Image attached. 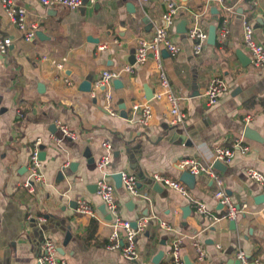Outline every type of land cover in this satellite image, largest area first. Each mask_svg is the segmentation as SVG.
I'll list each match as a JSON object with an SVG mask.
<instances>
[{"label": "crops", "instance_id": "crops-1", "mask_svg": "<svg viewBox=\"0 0 264 264\" xmlns=\"http://www.w3.org/2000/svg\"><path fill=\"white\" fill-rule=\"evenodd\" d=\"M176 1L180 10L169 35L180 51L172 56L163 50L161 63L181 98L186 115L181 125L171 124L165 102L147 100V91L154 95L159 86L155 59L150 56L144 64H136L135 59L136 39L152 38L164 24L162 0H100L77 11L45 7L37 0H16L28 9L37 31L43 32V38L36 34L32 41L24 39L0 3V37L12 40L5 53L0 51V264H38L44 237L57 243L58 255L67 264H155L156 255L164 251L162 263L169 260L179 237H183L185 264H240L238 251L264 261V203L256 201L264 195V185L248 175L253 169L264 176V67L253 66L242 28L244 19L251 21L256 39L264 44V0L258 1V9L253 0ZM130 5L135 13L129 11ZM195 15L207 33L211 25H217L216 44H206L200 54L194 53L188 37ZM224 18L229 33L223 38ZM183 20L188 21L185 34L178 31ZM103 44L106 47L99 49ZM133 58L134 64L130 63ZM53 61H65L64 74L57 72ZM126 65L134 66L133 72H122L110 85L117 112L111 115L105 108L104 90L96 88V81L103 71L119 72ZM214 77L222 78L227 90L216 105L207 106L204 93ZM116 80L121 87L114 84ZM84 81L91 83L90 92L81 89ZM143 101L153 108L147 126L135 121L132 113V105ZM123 106L127 118L122 115ZM57 122L74 131L77 139L53 141V135L62 137ZM247 127L262 141L246 138ZM239 137L245 138L251 150H237L226 170H217L233 202L247 206L236 220L214 221L212 217L224 208L215 198L214 182L205 174L196 176L193 190L187 187V196L164 186L161 193L153 190L154 175L180 180L177 164L181 159L198 157L212 163L215 146L232 147ZM37 139L42 141L40 152L46 155L42 161L45 180L34 183L30 192L25 182ZM105 141L112 147L107 174H135L143 195L134 197L124 187L116 188L122 218L150 220L137 237L138 256L133 261L120 250L108 248L113 228L99 210L104 204L94 187L102 177L97 164L105 155ZM72 163H77L75 170ZM62 169L65 181L58 186ZM80 199L95 208L97 217L77 211ZM197 202L206 206L209 215L197 211ZM186 207L191 208L187 216ZM161 221L173 230L162 229ZM196 245L205 252L203 262Z\"/></svg>", "mask_w": 264, "mask_h": 264}, {"label": "built area", "instance_id": "built-area-1", "mask_svg": "<svg viewBox=\"0 0 264 264\" xmlns=\"http://www.w3.org/2000/svg\"><path fill=\"white\" fill-rule=\"evenodd\" d=\"M45 7H65L72 11H77L84 6L85 0H37ZM100 0H87V4L94 5ZM147 3L151 0H141ZM223 2V0H219ZM259 0H253V6L258 9ZM165 11L163 14V26L159 27L154 36L150 39L137 38V48L135 53L136 64H144L150 56H152L157 63V75L159 79V86L153 95L156 101H163L167 105L168 113L170 115V122L172 125H181L185 122L186 115L181 110V98L174 92L171 83L162 67V51H167L172 56L179 54V47L172 41L169 35V29L175 24L177 15L179 14L180 7L176 0H162ZM2 8L9 21L16 25L22 31L23 37L26 41H32L36 37L38 24L29 19V11L25 6L17 4L16 0H0ZM225 10H231L225 6ZM196 20L188 29V37L193 42V51L195 54H200L207 44L208 33L199 25V16L195 15ZM263 26H264V13H263ZM228 20L224 18L222 21L221 37H226L229 33ZM243 28V42L251 56V61L254 67H264V44L259 42L255 37V29L253 23L247 19L242 22ZM12 45L10 38L0 37V51L5 53ZM106 44L100 45L99 49H104ZM59 74H64L65 61H53ZM134 66L126 65L122 71L112 72L105 70L101 73L96 81V88L103 89L105 93V108L111 115H116L117 112L113 106V96L110 90V85L113 80L119 77L122 72H133ZM65 82L71 84L67 77L64 78ZM227 90L225 81L220 77H214L204 93V100L207 106L216 105L222 95ZM133 118L143 126L149 125L153 118V108L150 102L143 101L134 103L132 105ZM250 118L247 117L246 121ZM57 127L62 135L58 137L53 135L52 139L56 143H60L63 138L70 140L77 139V134L70 130L66 125L57 122ZM42 145L41 139H37L34 148L31 151L29 160V179L25 182V187L33 192L34 183H43L45 177L42 173V161L39 157L40 146ZM105 155L101 157L97 166L102 174L96 185V194L105 205L107 212L111 216V226L113 232L109 239V249L120 250L125 258L128 260H135L138 256L137 237L145 231L150 223L149 219H142L137 221V227L133 228L130 220L122 218L120 214V205L116 196V186L112 179L111 174H107L106 167L109 165L112 155V147L108 141L103 143ZM241 150L247 153L251 150L250 146L245 143L244 137H239L235 140L232 147L217 145L214 148V162L205 163L198 157H188L181 159L177 167L181 172H189L195 176L205 174L209 176L215 184L216 192L215 198L221 203L224 210L218 216H213L214 221L221 220H236L240 213L246 212L247 206H239L235 204L232 198L226 193L224 181L218 171L214 168L215 161H220L224 165L232 163L236 151ZM264 162V160H263ZM248 175L251 179L258 181L264 185V176L253 169L248 170ZM123 187L128 193L134 197L143 196L138 187V178L135 174L129 172H122ZM154 180L164 187L173 189L182 195H188L187 186L180 180H172L165 176L154 175ZM197 211L201 215H209L206 206L203 203H196ZM77 211L89 217H97L95 208L85 199L77 201ZM32 217L29 216L28 219ZM40 222H45L43 217L38 218ZM160 226L166 231H172V226L161 221ZM183 237L177 238L172 245L169 260L160 264H185L182 254ZM199 255V261L203 262L205 259V252L202 247L196 245ZM237 259L240 264H264V261L259 258H249L243 251H238ZM38 264H67L66 261L58 255V245L50 237H44L41 247L40 255L38 257Z\"/></svg>", "mask_w": 264, "mask_h": 264}, {"label": "water", "instance_id": "water-1", "mask_svg": "<svg viewBox=\"0 0 264 264\" xmlns=\"http://www.w3.org/2000/svg\"><path fill=\"white\" fill-rule=\"evenodd\" d=\"M87 4V0H85L84 2V6H86ZM129 11L131 13H135V7L133 5H130L129 7ZM212 13L214 15H217L218 14V10L217 8H213L212 10ZM187 26H188V21L187 20H183L179 25H178V31L179 33L181 34H185L187 33ZM36 34L38 35V37L40 38H43L44 35H43V32L42 31H37ZM90 41L91 40H94L95 43L99 42L93 38H89ZM217 42V25H211L209 27V31H208V40H207V44L210 45V46H214ZM240 58L242 59V61H244V57L239 54ZM135 62V59L133 58V60L131 59L130 60V63L134 64ZM114 84L117 86V87H121L122 86V83L120 80H116L114 81ZM39 89L40 90H43L44 87L43 85H39ZM81 89L85 92H90L91 89H92V86H91V83L88 82V81H84L82 82L81 84ZM147 100H150L152 99L153 97V91L152 90H148L147 91ZM123 109L122 111V115L124 118H127V113L125 111V106L121 107ZM244 136L246 138H249V139H252L254 141H258V142H261V138H260V135L253 129H251L250 127H247L245 129V134ZM45 152H40L39 154V157L41 159V161H44L45 160ZM94 162L92 159L90 160V163ZM77 167V163H72L71 164V169L72 170H75V168ZM214 168L218 171H221V172H224L227 168L226 165H224L222 162L220 161H215L214 163ZM112 179L114 180L115 182V186L117 189H121L123 187V180H122V172H118V173H115L112 175ZM65 181V174H64V169H62L59 173H58V176H57V179H56V185H60L62 184L63 182ZM180 181L183 182L190 190H193L194 187H195V183H196V176L189 173V172H181V175H180ZM152 184V187H153V190L156 191L157 193H161L163 191V186L157 182H153L151 183ZM139 187V185H138ZM95 190H96V186L94 187ZM256 201H257V204L261 205L264 203V195H259L257 198H256ZM99 210L101 211V213L109 220H111V216L109 215V213L107 212L106 210V207L105 205H102ZM184 213H185V216H187L190 212H191V208L190 207H186L184 210ZM186 218V217H185ZM232 226H235L236 222L235 221H232L231 222ZM132 226L133 228H136L137 227V222L134 221L132 222ZM69 237V236H68ZM67 242V241H66ZM60 252H63L62 249H59ZM165 253L164 251H160L155 259H154V263L155 264H159L160 261L162 260V258L164 257Z\"/></svg>", "mask_w": 264, "mask_h": 264}]
</instances>
